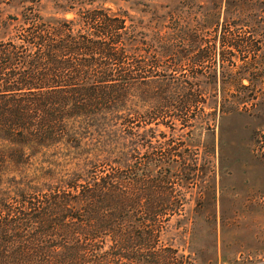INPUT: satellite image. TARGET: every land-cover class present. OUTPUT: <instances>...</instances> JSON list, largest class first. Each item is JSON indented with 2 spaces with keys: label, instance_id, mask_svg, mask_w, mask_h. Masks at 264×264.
I'll return each mask as SVG.
<instances>
[{
  "label": "trees",
  "instance_id": "obj_1",
  "mask_svg": "<svg viewBox=\"0 0 264 264\" xmlns=\"http://www.w3.org/2000/svg\"><path fill=\"white\" fill-rule=\"evenodd\" d=\"M89 2L55 4L72 19L44 17L39 0L0 16V264H249L219 259L215 240L200 252L165 240L173 219L193 224L199 151L225 90L251 82L258 15L211 39L214 14L186 22L166 5L169 25L149 30Z\"/></svg>",
  "mask_w": 264,
  "mask_h": 264
},
{
  "label": "rangeland",
  "instance_id": "obj_2",
  "mask_svg": "<svg viewBox=\"0 0 264 264\" xmlns=\"http://www.w3.org/2000/svg\"><path fill=\"white\" fill-rule=\"evenodd\" d=\"M31 1L37 0H0V16L18 15L21 5L27 6ZM69 2L72 0H39V11L44 17L55 15L72 19V13L63 14L55 5ZM89 3L88 7H104L112 12L127 10L149 25V30L162 24L169 25V17L161 16L168 10L164 9L166 5L175 7L186 22L202 23V15L214 14L207 33L211 39L217 36L226 20L232 24L230 31L243 35L247 30L246 21L251 23L252 12L258 15V23L264 27V0H90ZM261 40L256 57L251 56V61H255L251 73L244 77L251 82L242 81L249 86L240 90L229 86L225 90L227 113L218 112L211 117L208 134L212 147L199 151L201 162L205 151H210L208 171L190 202L191 208H195L193 224L186 220V214L173 219L171 232H177V238L165 240L180 249L184 240H194L199 252L215 240L219 259L224 255L228 259L247 260L249 264H264V36ZM235 55L240 56L239 52ZM238 60L236 58V64L241 66L242 62ZM151 75L144 77L172 79L165 71L156 73V77ZM176 78L177 74L173 76ZM217 79L220 83L219 72ZM240 97H244L245 102L238 103ZM235 106L238 111L232 113ZM165 132L169 134L167 130Z\"/></svg>",
  "mask_w": 264,
  "mask_h": 264
}]
</instances>
